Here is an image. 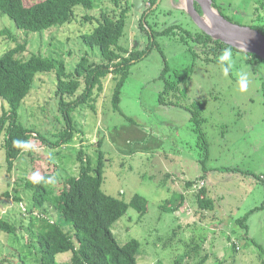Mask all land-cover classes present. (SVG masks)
I'll use <instances>...</instances> for the list:
<instances>
[{
  "label": "rangeland",
  "instance_id": "1",
  "mask_svg": "<svg viewBox=\"0 0 264 264\" xmlns=\"http://www.w3.org/2000/svg\"><path fill=\"white\" fill-rule=\"evenodd\" d=\"M126 1L133 3V0H117V3L94 0L95 10L89 15H97L105 6L118 14ZM162 1L147 19L148 24L156 23V30L178 24L182 30L198 31L185 11L177 8L178 4ZM213 4L231 23L258 25L264 30V0H213ZM147 8L145 0L141 10L134 7L131 10L120 41L123 47L145 49L147 36L140 32L139 21ZM75 14L80 17L68 26L26 36L9 18L0 17V56L17 43L25 42L21 59L31 53L52 55L64 63L67 73L74 71L82 56L98 63V50L81 45L79 39L92 25L81 17L85 15L82 9H75ZM7 31L17 36L16 40L10 41ZM182 33L157 36L160 50L153 49L131 66L121 91L120 109L132 122L113 111L114 83L108 76L98 104L99 112L94 114L81 107L72 113L76 124L73 141L50 147L33 136L29 141L31 149L24 150L8 173L1 147L3 135L0 136V218L17 227V240L0 232V263L19 264V251L22 256L28 251V237L20 226H26L28 211L39 214L32 207V193L25 189L24 182L31 180L33 173H39L40 178L48 174L50 190L57 195L66 176H76L79 172L78 151L95 163L98 141L103 139L100 150L107 162L102 191L126 203L134 195L147 201L144 216L129 208L112 226L120 245L131 239L139 242L138 264H174L175 261L264 264V62L251 63L249 57L233 52V68L224 75L219 64L206 63L202 58L195 60L192 49L197 48L191 42L184 44ZM165 66L168 67L165 78L176 82L177 73L186 81L178 84V95L166 96L165 104H161L164 81L160 77ZM240 73L248 75L249 83L244 91L237 82ZM56 82L55 70L37 74L18 111L20 123L50 144L55 143L64 127L58 111ZM194 103L203 104L197 117L191 112ZM196 128L204 135L206 152L198 141ZM205 153L207 173H203L200 163ZM187 182L196 186L188 188ZM203 186L214 202L213 211H201L197 207L195 195ZM5 192L9 198L4 196ZM16 197L21 201L17 202ZM176 206L178 210L173 213L171 209ZM45 208L51 220L57 221L64 232L72 233L50 202ZM246 216L247 235L237 224ZM194 248L198 249L196 253ZM70 257L65 253L56 260L66 262Z\"/></svg>",
  "mask_w": 264,
  "mask_h": 264
},
{
  "label": "trees",
  "instance_id": "2",
  "mask_svg": "<svg viewBox=\"0 0 264 264\" xmlns=\"http://www.w3.org/2000/svg\"><path fill=\"white\" fill-rule=\"evenodd\" d=\"M114 2L117 3V0ZM143 2L145 4V0ZM156 2L157 0H147L148 8L139 21L140 32L147 36L145 49L129 50L123 47L120 41L124 37L127 19L134 7L133 3L129 4L126 1L118 14L115 10H106L105 6L97 15L91 16V12L95 10L94 0H38L32 3L25 0H0V17L9 18L15 28L25 36L30 33L42 34L54 27L68 26L80 17L79 14H75V9H82L85 15L81 17L85 22H90L92 29L80 34V44L97 49L99 54L98 63L89 62L87 56H82L71 73H67L64 63L58 62L52 55L43 57L45 55L41 53H31L28 58L21 59L20 55L25 49V42L17 43L15 48L7 50L0 56V111L2 112L0 136L3 135L1 147L5 152L8 173L12 172L14 163L24 152L23 149L14 145L17 139L29 142L34 136L50 147H58L73 141L76 124L72 113L81 107L88 108L94 114L99 112L98 104L104 95V82L108 76L112 77L114 83L111 96L112 109L125 117L120 109L122 88L131 66L145 58L153 49L160 50L156 41L157 36L183 32L181 41L184 44L191 42L195 48L199 49H192L195 60L202 58L206 63L218 64L217 58L225 48L230 46L212 40L199 29L194 33L182 30L178 24L156 30V23L152 25L147 23V19L158 10L162 0L157 8L152 9ZM249 27L264 35V30L260 26ZM6 34L10 41L16 40L17 36L11 35L8 31ZM232 52H239L249 57L248 60L251 63L264 62L254 54H246L233 47ZM53 70L57 80L55 94L59 98L58 111L64 120V127L57 136L55 135V143L50 144L39 133L34 135L32 129L20 123L18 111L31 92L36 75ZM167 72L168 67L165 66L160 77L164 81V90L159 97L161 104H165L166 96L178 95L180 93L178 84L186 81L175 73L177 81L172 82L164 77ZM202 107V103L192 104L193 117L199 115ZM125 119L132 122L131 118L125 117ZM195 131L198 141L202 143L206 152L202 131L199 128ZM102 142L98 141L95 163L82 151H78L79 172L76 176H66L64 186L57 195H53L50 190L51 176L48 174L43 175L38 182H33L32 179L24 182L25 189L32 193V207L37 209L39 214H34L32 210L28 211L29 218L26 226H20L28 237L26 244L28 251L23 256L19 251V264H138L139 242L131 239L120 245L112 232V226L126 214L129 208L135 209L140 216H144L147 212V201L140 195H134L130 202L126 203L102 191L107 162L105 154L100 150ZM206 159L205 153L200 161L203 173H207ZM199 179L202 181V178ZM186 185L190 188L195 184L187 182ZM4 196L9 198V193L5 192ZM195 197L199 210H214V202L208 198L204 186L198 189ZM15 200L21 201L18 197ZM47 202L51 203L55 214H58L64 220L63 222L71 227V234L64 232L57 221L51 220L48 209L45 208ZM177 210L178 206L171 209L173 213ZM246 221L247 216L237 221L245 235L248 230ZM0 232L11 235L17 240V227L6 219L0 218ZM232 246L235 248L234 245ZM197 250L194 248L193 251L196 253ZM189 252H186V255H190ZM65 253L70 254V259L66 262H58L56 257ZM174 264H181V262L175 261Z\"/></svg>",
  "mask_w": 264,
  "mask_h": 264
},
{
  "label": "water",
  "instance_id": "3",
  "mask_svg": "<svg viewBox=\"0 0 264 264\" xmlns=\"http://www.w3.org/2000/svg\"><path fill=\"white\" fill-rule=\"evenodd\" d=\"M161 0H157L152 9L157 8ZM195 5L199 6L200 12ZM136 11L143 8V0H133ZM195 26L210 36L246 54H254L264 60V35L251 27L238 26L231 23L213 7V0H185L184 7Z\"/></svg>",
  "mask_w": 264,
  "mask_h": 264
},
{
  "label": "clouds",
  "instance_id": "4",
  "mask_svg": "<svg viewBox=\"0 0 264 264\" xmlns=\"http://www.w3.org/2000/svg\"><path fill=\"white\" fill-rule=\"evenodd\" d=\"M217 63L221 66L222 72L224 75H228L230 73V71L233 68V64H234V58H233V52H232L231 46L228 48H225L221 52V54L217 58ZM237 82L239 85V89L241 91L246 90L248 87V83H249L248 75L246 73H240ZM14 145L17 148H20L23 150H30L32 147L28 141H23V140H19V139L14 141ZM32 180H33V182H38L40 180L39 173H33Z\"/></svg>",
  "mask_w": 264,
  "mask_h": 264
},
{
  "label": "crops",
  "instance_id": "5",
  "mask_svg": "<svg viewBox=\"0 0 264 264\" xmlns=\"http://www.w3.org/2000/svg\"><path fill=\"white\" fill-rule=\"evenodd\" d=\"M163 2V1H162ZM172 3L174 2L175 4H178L179 6L177 7L179 10H184V7H185V0H164V3ZM163 3V4H164ZM195 7H198L199 9V12H200V8L199 6L195 5ZM197 9V8H196ZM217 10V9H216Z\"/></svg>",
  "mask_w": 264,
  "mask_h": 264
},
{
  "label": "flooded vegetation",
  "instance_id": "6",
  "mask_svg": "<svg viewBox=\"0 0 264 264\" xmlns=\"http://www.w3.org/2000/svg\"><path fill=\"white\" fill-rule=\"evenodd\" d=\"M196 8H197L196 10L199 12V9H198V7H196Z\"/></svg>",
  "mask_w": 264,
  "mask_h": 264
},
{
  "label": "built area",
  "instance_id": "7",
  "mask_svg": "<svg viewBox=\"0 0 264 264\" xmlns=\"http://www.w3.org/2000/svg\"><path fill=\"white\" fill-rule=\"evenodd\" d=\"M201 185H203V184H201Z\"/></svg>",
  "mask_w": 264,
  "mask_h": 264
}]
</instances>
